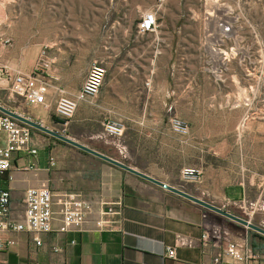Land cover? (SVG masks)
<instances>
[{
  "label": "crops",
  "instance_id": "0c3cea01",
  "mask_svg": "<svg viewBox=\"0 0 264 264\" xmlns=\"http://www.w3.org/2000/svg\"><path fill=\"white\" fill-rule=\"evenodd\" d=\"M185 1L177 0L176 13L158 14L159 26L154 32L140 34L135 27L122 38L114 35L98 57L106 68L98 93L100 104L97 105L94 98L77 101L67 131L56 122L55 100L59 95L76 99L82 82L72 85L69 77L62 78L58 73L53 76V84L46 87L43 104L25 102V105H17L14 100V104H9L10 99L7 103L1 102L45 127L63 131L62 134L67 133L125 165L264 228V177L245 183L222 179L218 171L208 174L209 169L202 168L206 164L204 148L188 138L194 131L178 136L167 122H163L165 112H169L165 109L166 104L171 102L176 87L174 78L180 57L189 62L188 57L210 53L208 44H214L205 35L208 29L216 27L217 16L182 13ZM171 2L162 0L160 7L166 5L163 11L170 10L174 6L168 5ZM34 20L23 19L21 34L16 36L31 37ZM38 45L42 47V44ZM35 49L32 45L29 50L25 45H13L11 51L37 52ZM73 50L70 45L61 49L67 55L64 59H69ZM58 60L62 59L58 57ZM4 67L12 74L26 75L23 69L13 67L11 63ZM217 82L223 80L217 78ZM190 85L187 80L185 89ZM247 93L250 98V91ZM219 95L232 98L229 92ZM245 99L242 97L244 103ZM155 101L162 103L161 106L150 109L149 103ZM130 103L134 105L130 106ZM243 105L242 114H245L246 105ZM111 108L115 110L114 115L109 113ZM219 108L223 107L219 105ZM97 110L102 111L103 117L98 115L95 128L93 122ZM108 113L124 123L123 135L114 136L116 142L113 144L90 142L93 138L88 134L91 136L92 132L102 128ZM146 118L152 120L145 121ZM29 128L37 153H14L13 166L0 175V184L10 191L11 216L14 218L22 216L15 213L13 206L23 199L26 188L48 187L52 193V230L46 234L21 232L9 235L14 243L0 253V264H215L213 256L224 251L229 242L242 251L255 253L258 260L252 264H264V235ZM0 134L4 139L0 147H3L6 135ZM57 145L70 146L81 156L76 159L75 152L71 157L66 152L60 155L59 149L63 147ZM38 147L44 149L43 155H38ZM219 153V147L212 151L215 156ZM50 157L54 159V165H49ZM27 165L32 168L23 169ZM185 167L199 169L198 180L184 181L180 171ZM73 200L87 201L91 209L79 226L61 231L62 205ZM203 235L208 236L206 242ZM37 240L40 244H36ZM167 247L174 248L173 257L167 255Z\"/></svg>",
  "mask_w": 264,
  "mask_h": 264
},
{
  "label": "rangeland",
  "instance_id": "374dc122",
  "mask_svg": "<svg viewBox=\"0 0 264 264\" xmlns=\"http://www.w3.org/2000/svg\"><path fill=\"white\" fill-rule=\"evenodd\" d=\"M171 1L168 5L174 6L163 11L166 5L160 7L161 1L155 0H0V67L11 63L23 69L26 75L38 74L47 86L53 84V76L58 73L62 78L69 77L72 85L80 84L90 63L99 61L100 52L114 35L122 38L126 32L134 31L147 11H156L157 15L178 12L177 0ZM185 2L182 13L217 16L216 27L208 29L205 35L214 44H208L210 53L188 57L189 62L180 57L174 78L176 87L171 102L166 104L169 112H165L163 122L169 124V119L176 116L189 124V131L194 134L188 138L204 148L206 164L202 168L209 169L208 174L218 171L222 179L253 183L258 177H264V0ZM26 17L35 19L31 37H18L21 22ZM5 40L8 43H4ZM13 45H25L28 50L32 45L37 52L14 53ZM66 45L74 49L69 59H64L67 55L61 52ZM217 78L223 82L218 84ZM187 80L191 85L185 89ZM228 92L232 95L230 100L219 95ZM9 94L8 90L0 89V100L7 103L10 99L9 104H14V100L17 105H25L20 96ZM242 97H246L245 103ZM92 98L100 104L99 95ZM161 104L155 101L149 103V108L159 109ZM243 104L245 114H242ZM132 105L134 103H130ZM114 111L109 109L112 115ZM109 113L106 119L118 120ZM98 115L103 117L101 110L95 113V128ZM67 129L68 126L65 131ZM88 136L93 138L90 142L101 145L116 142L114 136L104 134L102 128ZM3 142L0 134V144ZM57 146L63 147L59 149L60 155L66 152L71 157L75 152L76 159L81 156L70 146ZM217 147L220 153L215 156L212 151ZM43 153L44 149L38 147V155ZM17 202L13 208L20 216L22 198Z\"/></svg>",
  "mask_w": 264,
  "mask_h": 264
},
{
  "label": "built area",
  "instance_id": "2783aa9c",
  "mask_svg": "<svg viewBox=\"0 0 264 264\" xmlns=\"http://www.w3.org/2000/svg\"><path fill=\"white\" fill-rule=\"evenodd\" d=\"M158 26L156 11H147L137 22L136 30L137 33L144 34L154 32ZM4 43H8V40H5ZM105 73L106 68L100 61H92L77 91L76 99L64 95H59L56 98L54 116L62 130H65L69 125L76 110L77 101L98 95ZM46 87V82L38 74H12L4 66L0 67V89L8 90L10 96H20L28 104H43ZM0 105H3L1 100ZM169 127L178 136L189 134V124L179 117H171ZM124 130V123L120 120L106 119L102 123V132L106 135L120 137ZM0 132L6 135L5 145L0 147L1 175L11 170L14 153L26 152L29 155H35L37 148L33 143L31 129L2 112H0ZM48 162L49 165H54L52 157ZM30 168H32L31 165L23 167V169ZM180 174L184 181L192 182L198 180L200 171L196 168L185 167L180 171ZM22 203V216L12 217L10 191L0 184V253L14 243L9 237L11 234L21 232L46 234L52 230V193L48 187L26 188ZM90 209V203L84 200L64 203L61 208L62 226L60 230L65 231L70 226H79ZM110 210L108 209V211ZM207 240L208 236L203 235V241ZM36 244H40V240H37ZM167 255L173 257L175 255L174 248L167 247ZM257 260L258 256L255 253L250 250L242 251L233 242L227 243L226 249L215 254L212 258L215 264H252Z\"/></svg>",
  "mask_w": 264,
  "mask_h": 264
},
{
  "label": "water",
  "instance_id": "95a60500",
  "mask_svg": "<svg viewBox=\"0 0 264 264\" xmlns=\"http://www.w3.org/2000/svg\"><path fill=\"white\" fill-rule=\"evenodd\" d=\"M0 112L10 116L11 118L17 120L18 122H20V123H22L28 127H31V128L36 129L38 131H41V132H43V133H45L51 137H54L55 139H58V140L66 143L72 147H75V148H77V149H79L85 153H88L94 157H97V158H99L105 162H108L114 166H117V167H119L125 171L133 173V174H135V175H137V176H139V177H141L147 181H150V182H152V183H154V184H156L162 188H165V189H167V190H169V191H171V192H173V193H175L181 197H184V198H186V199H188V200H190V201H192V202H194V203H196V204H198V205H200V206H202V207H204L210 211H213V212H215V213H217V214H219V215H221V216H223V217H225V218H227V219H229L235 223H238V224H240V225H242L248 229H251L257 233L264 235V228L257 226L256 224L252 223L251 221L244 219L242 217L236 216V215L224 210L221 207H217V206H215V205H213V204H211V203H209V202H207L201 198L193 196V195H191V194H189V193H187V192H185L179 188H176V187L171 186L167 183H164L158 179L150 177L149 175H147L141 171H138V170L134 169L133 167L125 165L124 163H122V162H120V161H118L112 157H109V156H107V155L83 144V143H80L79 141H77V140H75V139H73L67 135L60 133L57 130L45 127V126L41 125L40 123H37V122L31 120L29 117L21 115L20 113H17L15 111L5 107L4 105H0Z\"/></svg>",
  "mask_w": 264,
  "mask_h": 264
},
{
  "label": "trees",
  "instance_id": "16d2710c",
  "mask_svg": "<svg viewBox=\"0 0 264 264\" xmlns=\"http://www.w3.org/2000/svg\"><path fill=\"white\" fill-rule=\"evenodd\" d=\"M34 130V129H33Z\"/></svg>",
  "mask_w": 264,
  "mask_h": 264
}]
</instances>
